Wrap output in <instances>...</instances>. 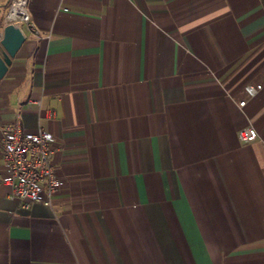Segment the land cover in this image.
Here are the masks:
<instances>
[{
    "label": "crops",
    "instance_id": "crops-1",
    "mask_svg": "<svg viewBox=\"0 0 264 264\" xmlns=\"http://www.w3.org/2000/svg\"><path fill=\"white\" fill-rule=\"evenodd\" d=\"M27 8L0 126L52 133L62 184L25 208L0 181V264H264V0Z\"/></svg>",
    "mask_w": 264,
    "mask_h": 264
},
{
    "label": "built area",
    "instance_id": "built-area-1",
    "mask_svg": "<svg viewBox=\"0 0 264 264\" xmlns=\"http://www.w3.org/2000/svg\"><path fill=\"white\" fill-rule=\"evenodd\" d=\"M20 22L34 36L42 37L31 19L27 0H9L7 13L0 26V39L4 25L11 23L17 27ZM260 88V84L244 85L249 97L254 96ZM244 103L245 100L239 101V105ZM49 114L52 116L54 113L49 111ZM237 136L241 141H251L257 137V133L252 126H248L239 129ZM53 143L54 137L47 130H24L18 115L13 121L0 126V146L5 167L0 172V181L11 187L12 197L22 207L28 208L33 203L51 205L53 195L62 184L53 163Z\"/></svg>",
    "mask_w": 264,
    "mask_h": 264
},
{
    "label": "water",
    "instance_id": "water-1",
    "mask_svg": "<svg viewBox=\"0 0 264 264\" xmlns=\"http://www.w3.org/2000/svg\"><path fill=\"white\" fill-rule=\"evenodd\" d=\"M24 36L21 31L11 23L2 28V37L0 39V78L5 74L11 63V58L19 49Z\"/></svg>",
    "mask_w": 264,
    "mask_h": 264
}]
</instances>
